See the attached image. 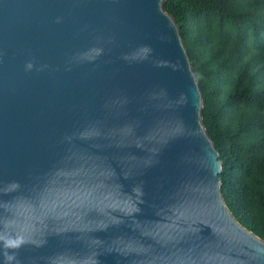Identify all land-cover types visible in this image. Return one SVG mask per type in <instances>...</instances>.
Masks as SVG:
<instances>
[{"label":"water","instance_id":"obj_1","mask_svg":"<svg viewBox=\"0 0 264 264\" xmlns=\"http://www.w3.org/2000/svg\"><path fill=\"white\" fill-rule=\"evenodd\" d=\"M163 1L0 0V264H264Z\"/></svg>","mask_w":264,"mask_h":264},{"label":"trees","instance_id":"obj_2","mask_svg":"<svg viewBox=\"0 0 264 264\" xmlns=\"http://www.w3.org/2000/svg\"><path fill=\"white\" fill-rule=\"evenodd\" d=\"M201 92L235 220L264 241V0H164Z\"/></svg>","mask_w":264,"mask_h":264},{"label":"clouds","instance_id":"obj_3","mask_svg":"<svg viewBox=\"0 0 264 264\" xmlns=\"http://www.w3.org/2000/svg\"><path fill=\"white\" fill-rule=\"evenodd\" d=\"M32 65L29 63L28 65H26V68L31 69Z\"/></svg>","mask_w":264,"mask_h":264}]
</instances>
